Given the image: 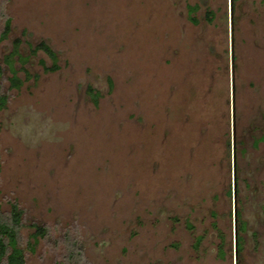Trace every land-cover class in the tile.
I'll return each instance as SVG.
<instances>
[{
    "label": "rangeland",
    "instance_id": "obj_1",
    "mask_svg": "<svg viewBox=\"0 0 264 264\" xmlns=\"http://www.w3.org/2000/svg\"><path fill=\"white\" fill-rule=\"evenodd\" d=\"M6 17L0 206L22 208L24 264H264V0H0Z\"/></svg>",
    "mask_w": 264,
    "mask_h": 264
},
{
    "label": "trees",
    "instance_id": "obj_2",
    "mask_svg": "<svg viewBox=\"0 0 264 264\" xmlns=\"http://www.w3.org/2000/svg\"><path fill=\"white\" fill-rule=\"evenodd\" d=\"M195 5H189V9H193ZM207 15L211 14V10L207 11ZM10 17H6L4 20V26L0 33V38L7 35L10 30ZM21 38L17 37L12 43V48L6 54H4V61L8 65L11 74L8 76L10 86H18L22 82V78L16 74V66L13 63V56L16 55L20 62H24L28 55H24L19 50V44ZM42 48L53 58V63L48 68L57 67L55 60V52L50 45L45 41L41 40L35 47H31L30 51H35L36 48ZM25 71H27L25 69ZM29 74V73H28ZM111 84V80H109ZM88 91L95 97L97 92L93 91L92 87L89 86ZM6 102V95L1 92L0 89V107L4 106ZM22 208L16 201L10 202V208L7 211H2L0 206V264H24V252L22 247L18 243L19 227L22 225ZM34 231L32 236L36 240L37 235H43L45 233V227L35 222L32 223ZM238 248L240 246V236H238Z\"/></svg>",
    "mask_w": 264,
    "mask_h": 264
}]
</instances>
